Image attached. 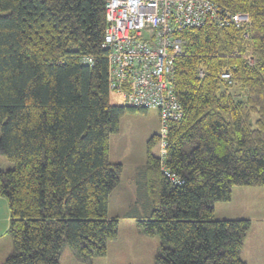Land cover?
I'll return each mask as SVG.
<instances>
[{
  "label": "trees",
  "instance_id": "trees-1",
  "mask_svg": "<svg viewBox=\"0 0 264 264\" xmlns=\"http://www.w3.org/2000/svg\"><path fill=\"white\" fill-rule=\"evenodd\" d=\"M105 1L0 0V152L13 163L0 168L13 242L3 264H60L65 245L91 261L117 236L107 210L122 165L109 160V137L124 113L146 109L110 100ZM214 1L250 21L180 32L183 116L168 124L163 161L177 182L151 136L138 172L146 212L134 203L126 213L159 236L154 264H246L249 219H216L213 205L235 185L264 186V0Z\"/></svg>",
  "mask_w": 264,
  "mask_h": 264
},
{
  "label": "built area",
  "instance_id": "built-area-1",
  "mask_svg": "<svg viewBox=\"0 0 264 264\" xmlns=\"http://www.w3.org/2000/svg\"><path fill=\"white\" fill-rule=\"evenodd\" d=\"M105 18L102 47L108 51L110 100L116 105L157 111L161 169L177 182L163 161L168 124L183 116L173 79L175 58L183 45L180 32L205 25L242 28L250 17L214 0H106ZM248 60L251 63L253 59ZM220 78L231 82L228 71H222Z\"/></svg>",
  "mask_w": 264,
  "mask_h": 264
},
{
  "label": "rangeland",
  "instance_id": "rangeland-1",
  "mask_svg": "<svg viewBox=\"0 0 264 264\" xmlns=\"http://www.w3.org/2000/svg\"><path fill=\"white\" fill-rule=\"evenodd\" d=\"M239 95V88L233 89ZM160 130L159 117L154 109H146L145 112H126L119 118L118 130L109 137V158L112 161L123 162L121 180L117 188L109 196V216L117 214V236L107 241L106 252L102 256H96L91 261H83L69 249L63 246L59 262L60 264H154L155 255L158 252L160 238L158 235H145L139 230L134 219L124 218L122 212L137 204L139 212L145 211L146 202L149 200L144 183H138L141 178L136 175L134 165L146 161L147 143L151 136L158 135ZM151 152L157 156L159 152L158 139L151 146ZM13 167L0 152V168L7 170ZM139 184V185H138ZM232 195L229 201H218L217 214L224 209L243 211L249 213L251 220L240 255L249 259L256 257V261L249 259V264H261L264 256V186L235 185L232 187ZM139 200V201H138ZM151 201V199H150ZM143 208V209H142ZM215 213V215H217ZM213 212L214 218H216ZM9 223L8 202L0 194V264H3L7 255L13 250V242L7 232ZM254 254H249L251 253ZM262 252V253H261ZM261 254V255H260Z\"/></svg>",
  "mask_w": 264,
  "mask_h": 264
},
{
  "label": "crops",
  "instance_id": "crops-1",
  "mask_svg": "<svg viewBox=\"0 0 264 264\" xmlns=\"http://www.w3.org/2000/svg\"><path fill=\"white\" fill-rule=\"evenodd\" d=\"M157 115H158V113H157ZM154 135H157V134H154ZM108 154H109V152H108ZM109 156V155H108ZM109 160H110V158H109ZM111 162H119V163H121V165H122V170H121V173H122V171H123V162H120V161H112V160H110ZM145 161H143V162H141V164H139V163H136L134 166L136 167L135 169H134V171L133 172H135L134 174H135V176L134 177H137L136 175H139V170L141 169V167H145ZM121 176V175H120ZM121 178L122 177H120V180H121ZM120 180H119V183H120ZM119 183H118V185H119ZM118 185L115 187V188H117L118 187ZM114 188V189H115ZM113 189V190H114ZM113 190L111 191V193L113 192ZM233 190V189H232ZM232 190H231V195H232ZM111 193H110V195H111ZM109 195V196H110ZM231 198V197H230ZM109 200V199H108ZM230 200V199H229ZM134 206V205H133ZM132 206V207H133ZM108 210H109V203H108ZM108 210H107V214H108ZM129 210V209H128ZM128 210H126V211H124V212H122L123 213V215L125 214V216H124V218H129V217H126V213L128 212ZM215 213L217 214V212H216V206H215V208H214V215H215ZM108 216H109V214H108ZM109 217H118L117 216V214H115L114 216H109ZM215 217H216V219H239V218H247V219H249V221L251 220V217H250V214L249 213H244L243 211H232V210H230V209H224L220 214H217V215H215ZM129 219H134V221H135V218H129ZM136 224V223H135ZM250 225H251V223H250ZM250 227V226H249ZM262 253V252H261ZM249 254H252V252L251 253H249ZM252 255H254V254H252ZM261 255V254H260ZM240 257H241V259L242 260H244L245 261V263L246 264H249V259L250 260H252V261H256V259H257V256L256 257H253L252 258V256L249 258V259H246L245 257H243V256H241L240 255ZM60 259V258H59ZM261 264H264V256H262V258H261Z\"/></svg>",
  "mask_w": 264,
  "mask_h": 264
}]
</instances>
